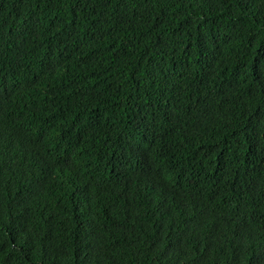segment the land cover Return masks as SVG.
Segmentation results:
<instances>
[{
	"label": "trees",
	"instance_id": "obj_1",
	"mask_svg": "<svg viewBox=\"0 0 264 264\" xmlns=\"http://www.w3.org/2000/svg\"><path fill=\"white\" fill-rule=\"evenodd\" d=\"M0 264H264V0H0Z\"/></svg>",
	"mask_w": 264,
	"mask_h": 264
}]
</instances>
